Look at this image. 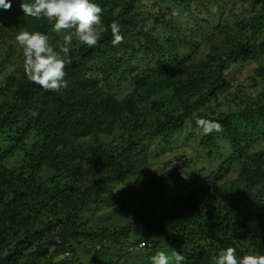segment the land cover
<instances>
[{"label":"trees","instance_id":"obj_1","mask_svg":"<svg viewBox=\"0 0 264 264\" xmlns=\"http://www.w3.org/2000/svg\"><path fill=\"white\" fill-rule=\"evenodd\" d=\"M213 1L95 0L101 39L71 48L55 91L30 79L15 40L22 30L49 38L53 22L23 15L22 0L0 9V34L12 32L19 56L0 78V264H151L173 250L182 264H214L227 247L264 253V0L230 22ZM248 61L250 89L235 84L236 109L219 110L227 71ZM201 119L221 126L199 137L209 165L178 162L152 182L156 194L141 192L150 147ZM126 201L135 209L126 223L88 214Z\"/></svg>","mask_w":264,"mask_h":264},{"label":"clouds","instance_id":"obj_2","mask_svg":"<svg viewBox=\"0 0 264 264\" xmlns=\"http://www.w3.org/2000/svg\"><path fill=\"white\" fill-rule=\"evenodd\" d=\"M11 7L12 0H0V9L8 10ZM19 7L23 15L46 18L53 22V31L63 32L59 51L52 47L48 36L39 31L22 30L15 37L17 44L22 48L24 68L30 79L44 89L59 90L66 85L64 57L71 51L73 35L82 44L96 45L101 39L97 25L101 24L103 9L95 0H22ZM109 27L113 45L119 44L123 40L119 23L113 21ZM199 123L205 134L221 130L217 122L201 119ZM184 259L185 257L175 250L171 254L158 251L152 256L151 264H182ZM214 264H264V253L237 257L236 249L227 247L215 258Z\"/></svg>","mask_w":264,"mask_h":264},{"label":"rangeland","instance_id":"obj_3","mask_svg":"<svg viewBox=\"0 0 264 264\" xmlns=\"http://www.w3.org/2000/svg\"><path fill=\"white\" fill-rule=\"evenodd\" d=\"M217 3L224 5L223 8L216 9L212 7L213 13L221 14L223 12L222 20L226 22H230L232 20L231 15H242V13H248L255 10H258V4L255 3L254 0H214L211 2V5L214 6ZM244 8L246 10H244ZM231 11V14H229ZM181 25H184L183 22L178 21ZM208 28V26H204ZM98 29V27H97ZM202 28H198V33L204 35L205 32L201 31ZM69 31V30H67ZM13 34L11 31H8L4 34V31L0 34V45L4 47L2 51H0V68L4 67V71L0 73V78L5 75V71H12L16 67V63H18L19 56L17 53L13 52L12 48V40ZM63 41V32L57 33L53 31V34L49 37V42L52 47L59 49ZM79 42L78 38L73 35V42L71 48L75 47ZM205 47L202 45V50L205 51ZM191 49H187L185 53L191 52ZM6 65V66H4ZM257 66L256 63L252 61H248L244 65L233 66L227 71V76L230 81V85H232V89L230 90V95L225 97H220V100L223 102V105L219 107V110H234L237 107L236 100H233V96L238 95L235 89V84L243 83L246 85L247 89L249 87V78L253 74L254 68ZM3 70V69H1ZM246 89V90H247ZM203 128H193L191 126L185 127L181 132L177 133L174 139L170 143H158L152 145L150 147V151L148 152V161L149 165L144 168L143 180L138 182L137 188L141 191H150L153 190L156 194L158 192L159 182L154 186L152 182L157 180L156 177H159L162 172L163 174H168L172 169L177 168V163L185 161L186 164L194 165H209V161L205 158V154L199 146V137L203 134ZM260 147L264 146V139H261L258 143ZM4 146L0 140V147ZM1 150V148H0ZM199 167V166H198ZM164 168V169H163ZM118 186L116 187V191ZM114 192H112L113 194ZM133 195L136 199H140L141 197L134 192ZM134 202V201H133ZM113 203V202H112ZM150 204L153 201L149 202ZM123 208L120 209L115 208V211L109 215L104 209L100 211H90L88 214H92V218H97L100 216V220L104 222L106 225L115 226L120 223H126V220L130 219L135 213L134 204L129 202H124ZM111 204L106 207V209H111Z\"/></svg>","mask_w":264,"mask_h":264},{"label":"built area","instance_id":"obj_4","mask_svg":"<svg viewBox=\"0 0 264 264\" xmlns=\"http://www.w3.org/2000/svg\"><path fill=\"white\" fill-rule=\"evenodd\" d=\"M142 246H143V241L139 242V243L135 246V248H136V249H139V248H142ZM65 255L69 256V255H70V252H69V251H66V252H65Z\"/></svg>","mask_w":264,"mask_h":264}]
</instances>
